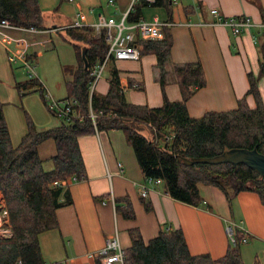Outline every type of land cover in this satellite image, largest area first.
I'll use <instances>...</instances> for the list:
<instances>
[{
  "label": "crops",
  "instance_id": "obj_1",
  "mask_svg": "<svg viewBox=\"0 0 264 264\" xmlns=\"http://www.w3.org/2000/svg\"><path fill=\"white\" fill-rule=\"evenodd\" d=\"M39 7L43 28H37L35 33L10 31L7 33L10 39L0 38V101L5 121L7 125L11 124L8 129L14 145L26 133L23 114L15 108L20 103L30 116L41 118L45 126L51 124L40 93L33 88L20 96L16 88L17 84L27 81V77L20 61H9L12 54L20 51L15 40H25L28 55L34 62H43V70L38 75L53 95L67 99V83L73 79L79 63L74 42L65 30L75 26L80 30L95 24L99 16L119 22L129 12V1L39 0ZM211 10H216L224 19L246 17L250 26L235 35L227 27L212 25L215 18L210 14ZM263 14L264 0H177L170 7V16L165 8L149 6L142 9L140 21L157 19L173 24L168 27L173 39L171 64L198 61L202 66L205 87L185 104L190 117L236 109L237 101L249 89L248 74L258 78L257 89L264 105V71L260 74L258 63ZM137 42L135 45L140 50ZM67 45L74 49L66 48ZM15 69L22 71L18 79L21 81L17 80ZM105 69L108 70L107 76L102 74L97 82L96 94L108 92L113 71L117 70L127 102L151 108L162 106L154 55L141 56L138 61L110 59ZM53 70H59L62 78H56L54 73L53 82ZM169 70L165 96L170 102L180 101L179 87ZM58 82L63 84V93L56 92L61 87ZM246 102L250 108L255 107L252 96L248 95ZM112 133L98 132L78 139L86 179L62 187L60 201L70 204L56 211L57 228L39 236L45 263L101 264L96 254L106 239L116 232L121 247L127 249L130 246L128 231L131 229H138L144 242L156 236L161 229H180L191 255L208 254L212 259H220L231 243L227 234V229L231 228L243 235L240 245L243 264H264V205L256 193L241 192L229 203L217 188L198 185L202 206L191 207L176 202L165 193L160 181L147 185L133 153L128 150L125 136L112 138ZM142 186L148 188L145 198L140 196ZM112 199L127 200L135 218L125 219L117 210L120 203L112 202ZM145 203L149 211L145 209ZM3 207L0 193V226L9 231L8 219L4 220L1 215ZM9 232L12 234L11 230Z\"/></svg>",
  "mask_w": 264,
  "mask_h": 264
},
{
  "label": "trees",
  "instance_id": "obj_2",
  "mask_svg": "<svg viewBox=\"0 0 264 264\" xmlns=\"http://www.w3.org/2000/svg\"><path fill=\"white\" fill-rule=\"evenodd\" d=\"M172 3V0H155L153 4L138 2L127 14L126 22H139L142 9L149 6L165 8L170 16ZM41 19L39 0H0V20H8L24 28L41 29ZM65 31L74 42L79 63L73 79L67 83V99L76 102L73 111L81 118L65 121L50 112L59 120L58 126L37 130L24 113L26 133L14 145L0 101V193L12 233L9 238L0 239V264H47L40 250L39 236L57 228L56 211L70 204L60 201L63 189L56 184L86 179L78 139L96 132L122 131L146 182L160 181L165 193L176 202L191 207L202 206L197 186L204 185L217 188L229 203L241 192H253L264 205V177L256 171L244 165L188 166L182 161L210 159L233 149H255L264 155V105L257 89L258 78L248 74L249 89L237 101L236 109L190 117L185 104L205 87L204 72L198 61L182 65L170 63L173 39L169 29L163 28L162 39L136 43L140 46L141 56L151 54L156 57L162 106L134 105L125 98L117 70L113 71L105 95L90 93L89 86L93 80L90 72L95 63L101 64L105 60L109 48L104 34L97 36L90 27L80 30L67 28ZM81 47L86 50V70ZM258 63L262 74L264 27ZM169 69L179 87L180 101L170 102L165 96ZM16 88L20 96L35 88L44 100L39 80H27L17 84ZM248 95L254 99V108L246 102ZM90 111L96 116L94 123L89 117ZM49 141L53 143L55 153L42 159L38 148ZM47 161L52 164L49 170L44 169ZM114 201L120 203L117 210L125 219L135 218L127 200ZM145 209L149 211L147 203ZM128 235L130 246L123 251L129 264H243L240 254L243 235L236 229L232 233L233 242L220 259H212L208 254L191 255L180 229H161L147 242L143 241L138 229L129 230Z\"/></svg>",
  "mask_w": 264,
  "mask_h": 264
},
{
  "label": "built area",
  "instance_id": "obj_3",
  "mask_svg": "<svg viewBox=\"0 0 264 264\" xmlns=\"http://www.w3.org/2000/svg\"><path fill=\"white\" fill-rule=\"evenodd\" d=\"M68 2H73L74 0H66ZM129 1V11L132 10L133 6L137 2H146L148 4H153L155 0H128ZM173 3H176L177 0H172ZM129 13V12H128ZM127 13V14H128ZM125 14L121 21L117 22L113 18H104L103 16H99L97 22L92 24L90 27L94 34L99 36L100 34H104V38L109 44V48L105 57V60L95 66L91 72L90 76L92 77V82L90 83L89 90L90 93L94 92V86L101 77L103 73V69L108 60L113 59L115 61H138L141 58L140 50L135 45V41H156L160 40L162 37V29L168 28L173 24L170 22H160L157 19H154L150 22L139 21L137 23L128 24L126 23ZM210 14L215 18V21L212 25H221L223 27H227L230 31L238 35L242 33V31L250 26L249 19L246 17H235V18H227L224 19L219 16L216 10H211ZM75 28H79V26H75ZM115 30V32H113ZM10 31H24L35 33L38 31L37 28H24L17 26L11 23L8 20H0V38L1 39H10L7 34ZM18 48L20 49L18 54H12L9 58L11 63H16L20 61L28 78L31 80H38L37 74L35 72V66L33 59L28 55L27 49L28 44L25 40H15ZM42 85V84H41ZM44 101L47 102V107L50 112L53 113L58 119L70 121L73 118H81L79 115L75 114L73 111V107L76 105V102L72 99H63V100H54L52 96L46 91V89L42 86ZM45 102V103H46ZM89 117L94 123L96 118L95 114L91 111L89 113ZM98 133V132H96ZM120 167V165H119ZM153 183L151 180H147V185ZM68 184L67 181H62L57 186H65ZM148 194V188L142 186L140 188V196L145 198ZM112 202L114 200L112 199ZM1 215L4 220H7V212L3 208L1 210ZM2 222H0V225ZM10 231V228H9ZM8 230L2 228L0 226V239L1 238H9L11 236ZM227 234L233 242L232 239V229H227ZM97 259L101 264H129L125 261L124 251L120 245L119 238L117 233L115 232L112 236L108 237L105 241L103 248L97 252Z\"/></svg>",
  "mask_w": 264,
  "mask_h": 264
},
{
  "label": "rangeland",
  "instance_id": "obj_4",
  "mask_svg": "<svg viewBox=\"0 0 264 264\" xmlns=\"http://www.w3.org/2000/svg\"><path fill=\"white\" fill-rule=\"evenodd\" d=\"M43 21V18L41 19V22ZM66 48H68V49H74L72 46H70V45H67L66 46ZM82 48L83 47H81L80 49H81V51H82ZM80 51V52H81ZM51 56V55H50ZM52 57L53 58H55V56L54 55H52ZM54 60V59H53ZM52 60V61H53ZM34 63V66H35V72H36V74H37V79L39 80V82L42 84V86L46 89V91L50 94V96H52V98L54 99V100H63V99H58V98H56L54 95H53V93L51 92V90L46 86V84L39 78V75H38V73H40L42 70H43V62H33ZM65 67H69V66H65ZM16 70V69H15ZM103 70H105V71H103V77H106L107 76V72H108V70L107 69H103ZM55 71V72H54ZM16 72L17 73H15V74H17L16 75V78H17V80L20 78V76H22V71H20V69H17L16 70ZM23 72H25L24 70H23ZM54 73H56V78H62V73H60V71L58 70V71H56V70H53L52 71V76H51V78H52V81L54 82L55 81V74ZM25 76L27 77V75H26V73H25ZM102 76V75H101ZM101 78V77H100ZM100 78H99V80H100ZM27 80H31L30 78H28L27 77ZM98 80V81H99ZM18 81H21V80H18ZM97 81V82H98ZM58 85H60L61 87L56 91V92H58V93H63L64 92V88H63V84H62V82H58ZM96 85H97V83L95 84V86H94V91H95V88H96ZM39 95H37V97H38ZM45 100V99H44ZM46 102V101H45ZM46 104V108H47V110H48V107H47V102L45 103ZM16 109H18L22 114H23V119H24V124H25V118H24V113H27V115L29 116V118L32 120V122H33V124L35 125V127H36V129L37 130H45V129H49V128H52V127H55V126H58V124H59V120L58 119H56L51 113H50V111L49 112H47L46 114H47V116H49V119H51V124H49V125H47V126H45V124L43 123V120H41V118H39V117H37V118H33L32 117V115L30 116L29 114H28V112L26 111V109L23 107V105L20 103L19 104V106H16L15 107ZM7 124V123H6ZM8 125H11V124H9L8 123ZM7 125V126H8ZM11 127V126H10ZM110 132H113L112 133V138H117V135L120 137V139H122V138H124V134H123V132L122 131H119V130H114V131H108L107 133H110ZM125 143H126V145H127V147H128V150L129 151H131V153L130 154H132L133 152H132V150H131V148L128 146V144H127V142H126V140H125ZM38 153H39V156L42 158V159H47V158H49V157H51L52 155H54V153H55V148H54V145H53V143L52 142H46V143H44V144H42L39 148H38ZM134 156V155H133ZM133 159H134V157H133ZM52 167V164H51V162L50 161H47V162H45V164H44V169L45 170H49L50 168ZM2 195V194H1ZM232 233H233V229H232Z\"/></svg>",
  "mask_w": 264,
  "mask_h": 264
},
{
  "label": "water",
  "instance_id": "obj_5",
  "mask_svg": "<svg viewBox=\"0 0 264 264\" xmlns=\"http://www.w3.org/2000/svg\"><path fill=\"white\" fill-rule=\"evenodd\" d=\"M85 52V48H82L81 58L84 64V69L86 70L88 64L85 58ZM182 161L188 166L195 164H232L234 167L244 165L256 171L261 177H264V155L259 154L255 149H233L210 159H183Z\"/></svg>",
  "mask_w": 264,
  "mask_h": 264
}]
</instances>
